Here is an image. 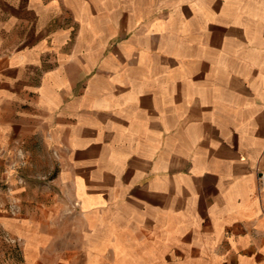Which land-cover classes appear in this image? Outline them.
<instances>
[{
  "label": "crops",
  "instance_id": "crops-1",
  "mask_svg": "<svg viewBox=\"0 0 264 264\" xmlns=\"http://www.w3.org/2000/svg\"><path fill=\"white\" fill-rule=\"evenodd\" d=\"M262 173L264 0H0V264H264Z\"/></svg>",
  "mask_w": 264,
  "mask_h": 264
},
{
  "label": "rangeland",
  "instance_id": "rangeland-1",
  "mask_svg": "<svg viewBox=\"0 0 264 264\" xmlns=\"http://www.w3.org/2000/svg\"><path fill=\"white\" fill-rule=\"evenodd\" d=\"M43 149L42 142H36L32 147L34 151L31 153L18 151L13 155V159L15 160L11 162V166H13L11 169L12 174L15 173V176L17 175L18 178H24L26 180L32 195L39 194L41 196L43 180L52 176L56 171L53 167L50 168V170L46 169V167L43 168V164H45V166L47 163L53 165L56 160L55 154L45 153ZM27 161L30 163H25ZM15 162H17V164ZM7 190L10 192L9 187Z\"/></svg>",
  "mask_w": 264,
  "mask_h": 264
},
{
  "label": "built area",
  "instance_id": "built-area-1",
  "mask_svg": "<svg viewBox=\"0 0 264 264\" xmlns=\"http://www.w3.org/2000/svg\"><path fill=\"white\" fill-rule=\"evenodd\" d=\"M261 178H262V182L264 183V173H262ZM4 238L8 242H14V243L17 242L15 238H11L7 235H5Z\"/></svg>",
  "mask_w": 264,
  "mask_h": 264
}]
</instances>
